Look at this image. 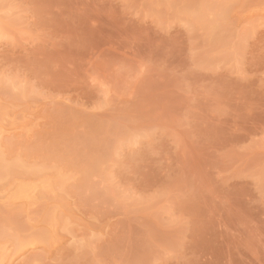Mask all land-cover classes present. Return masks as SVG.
Wrapping results in <instances>:
<instances>
[{
    "label": "rangeland",
    "instance_id": "obj_1",
    "mask_svg": "<svg viewBox=\"0 0 264 264\" xmlns=\"http://www.w3.org/2000/svg\"><path fill=\"white\" fill-rule=\"evenodd\" d=\"M0 127V261L264 264V0H0Z\"/></svg>",
    "mask_w": 264,
    "mask_h": 264
},
{
    "label": "bare ground",
    "instance_id": "obj_2",
    "mask_svg": "<svg viewBox=\"0 0 264 264\" xmlns=\"http://www.w3.org/2000/svg\"><path fill=\"white\" fill-rule=\"evenodd\" d=\"M6 133V130L4 127H0V143L3 139L4 134ZM20 189V188H19ZM24 189V190H23ZM27 192L26 188L23 187L22 191L19 192V196H22L23 194L26 195L25 193ZM28 193V192H27ZM11 256H6L3 257L0 261V264H12V259L10 258Z\"/></svg>",
    "mask_w": 264,
    "mask_h": 264
}]
</instances>
